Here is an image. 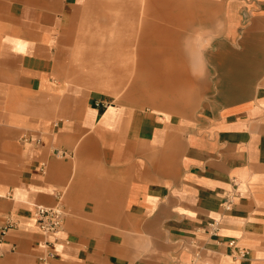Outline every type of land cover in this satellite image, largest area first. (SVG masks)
Masks as SVG:
<instances>
[{
  "label": "crops",
  "instance_id": "1",
  "mask_svg": "<svg viewBox=\"0 0 264 264\" xmlns=\"http://www.w3.org/2000/svg\"><path fill=\"white\" fill-rule=\"evenodd\" d=\"M263 83L264 0H0V264H264Z\"/></svg>",
  "mask_w": 264,
  "mask_h": 264
},
{
  "label": "built area",
  "instance_id": "2",
  "mask_svg": "<svg viewBox=\"0 0 264 264\" xmlns=\"http://www.w3.org/2000/svg\"><path fill=\"white\" fill-rule=\"evenodd\" d=\"M264 88V83L262 84ZM94 106L97 108L108 109L112 106V102L96 100ZM24 142H28V136L23 137ZM34 218L37 226L45 237L46 247L50 250V257H53L52 249L54 248L60 233L62 232L65 220V209L61 204L55 207L37 206L34 212ZM15 227V223L8 221L6 226L3 228V235H5L10 229ZM213 227H215L213 225ZM215 229V228H214ZM229 248L234 251V255L239 257L249 256V251L243 248H239L236 242L232 241L229 244ZM199 257V255H197ZM202 264H211L209 261H203Z\"/></svg>",
  "mask_w": 264,
  "mask_h": 264
},
{
  "label": "rangeland",
  "instance_id": "3",
  "mask_svg": "<svg viewBox=\"0 0 264 264\" xmlns=\"http://www.w3.org/2000/svg\"><path fill=\"white\" fill-rule=\"evenodd\" d=\"M147 3V2H146ZM145 7H146V4H145ZM201 35L200 34H194V37H193V41L194 43L198 42L199 44L202 43L201 42ZM211 37V35H210ZM204 38V37H203ZM200 49H194V54H193V62H194V72L197 73V74H204V69L200 67V61L197 59V52H199ZM204 99V96H201L200 98H198V101L196 103H194V106L193 108L197 109L199 107V103Z\"/></svg>",
  "mask_w": 264,
  "mask_h": 264
}]
</instances>
